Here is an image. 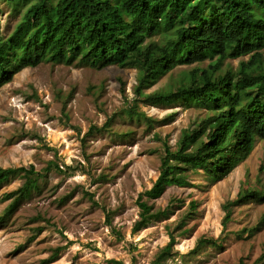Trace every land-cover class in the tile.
<instances>
[{
    "label": "rangeland",
    "instance_id": "obj_1",
    "mask_svg": "<svg viewBox=\"0 0 264 264\" xmlns=\"http://www.w3.org/2000/svg\"><path fill=\"white\" fill-rule=\"evenodd\" d=\"M32 1L0 0V35L12 32ZM246 58H226L220 71ZM209 61L177 64L143 92L176 89ZM136 84V68L73 59L19 64L0 87V166L45 172L0 218V264H152L171 236L160 264L255 263L264 251V199L235 200L246 189L264 192L262 138L226 176L188 169L190 186L170 184L148 200L168 215L134 230L138 196L157 178L164 145L175 149L182 130L206 115L194 100L144 101ZM23 181L16 174L0 184V216L10 202L3 194Z\"/></svg>",
    "mask_w": 264,
    "mask_h": 264
},
{
    "label": "trees",
    "instance_id": "obj_2",
    "mask_svg": "<svg viewBox=\"0 0 264 264\" xmlns=\"http://www.w3.org/2000/svg\"><path fill=\"white\" fill-rule=\"evenodd\" d=\"M242 56L247 58L237 68L220 71L226 58ZM73 59L136 68L135 93L144 101L180 98L206 109L182 130L175 149L164 145L157 178L138 196L134 230L168 215V207L154 209L148 200L170 184L190 186L188 169L214 179L226 176L249 155L255 138L264 139V0H33L12 32L0 35V87L19 64ZM206 59L209 65L192 67L176 89L143 92L177 64ZM16 174L24 181L3 194L10 202L1 219L39 186L45 172L33 164L0 166V184ZM248 197L264 199V192L246 189L235 201ZM196 206L192 200L187 214ZM174 240L171 236L152 264H160ZM262 261L264 251L254 264Z\"/></svg>",
    "mask_w": 264,
    "mask_h": 264
}]
</instances>
